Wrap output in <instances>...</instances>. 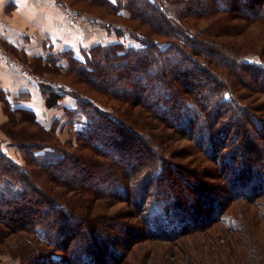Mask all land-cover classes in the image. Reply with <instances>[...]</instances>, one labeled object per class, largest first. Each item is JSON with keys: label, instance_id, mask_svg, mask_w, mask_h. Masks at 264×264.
I'll return each mask as SVG.
<instances>
[{"label": "trees", "instance_id": "obj_1", "mask_svg": "<svg viewBox=\"0 0 264 264\" xmlns=\"http://www.w3.org/2000/svg\"><path fill=\"white\" fill-rule=\"evenodd\" d=\"M88 1H99L98 3L103 4L102 6L106 9L110 7L112 9L110 12L116 16L123 14L122 11L125 9L127 14H131L129 19L138 20L141 26H145L141 21L146 20L147 34L141 35L131 30V35L138 41L139 46L136 48L129 47L127 52H120L121 45L119 43H98L87 49L88 54L83 51V60L71 54L67 58L71 61L72 66L77 67L75 72L81 78H86L94 84L96 82L89 78L90 75L92 73L95 77L101 75L105 68H110L116 77L120 76V80L132 82L129 88L124 87L126 93L125 90H121L122 87L118 89V86L110 83L115 82L114 77L109 78L108 81L101 78L99 84L96 85L107 92L113 100L121 102L119 101L121 99L124 102H133L132 105L144 109L148 113V117H138L137 115L136 121L131 120L134 125L131 122L129 124L125 121V123L117 113L109 112L98 106L91 97L76 89L68 88L66 90L65 82L59 83L57 86L51 77L56 75L55 67L61 69L60 67L64 66L55 65L56 59H53L52 62L51 58H48V64L52 66V69L43 68L48 70L49 75H51V77H45L49 84H42L45 106L47 108L59 107L61 112L63 109L64 112L67 111V114L78 116L82 119V126L81 129L75 130L73 133L77 141V147L74 149L77 153L76 156L66 151L62 154H54V158L47 160L42 157V154L36 153L43 147H40L42 144L26 142L28 140L26 138L19 139L21 132L18 136L16 132L29 123L36 128V132L34 134L31 132V134L39 136L38 131L46 134V137L44 135L45 140L42 142L48 144L50 142L47 141V137L55 130V124L46 128L34 110L23 105L13 106L8 99L4 98L2 105L5 114L8 116L5 124L9 125L8 128L4 127V134L6 139H10L7 142H12L14 147L23 145L33 149L27 151L29 153L27 154L28 158H25V163L21 165L13 161L0 148V206L4 205L6 208L0 210V225L4 224L8 228H12L10 229L12 232H9L8 235L14 234L13 231L23 229L37 240L34 243V240L30 238L29 244L22 242L19 248H13L16 250L12 252L13 255L20 259L18 264H137L132 258L122 260L126 251L124 248H129L130 244L136 243L135 241L139 240L140 242L141 238L174 241L178 237L192 233L197 234L203 229L207 231L209 227L214 226L217 237L226 236V231H228L230 236L237 239L242 231L239 228V221L249 220L252 224H264V196H262L264 194V112H258L259 110L251 104L249 106L242 104L240 94L236 95L235 93L238 84L244 82V80L239 81L241 78L240 75L239 77L237 75L239 70H251L249 76L252 79L255 76L252 74L253 72L259 74V79L264 80V53L262 51L260 53L245 51L242 45L239 47L232 46L228 49L223 48L215 42L205 39L204 35L206 34L203 36L200 34L202 38L193 39L192 34L176 24L174 22L176 18L173 19L175 12L181 14L182 17L190 14L203 17L212 15L214 11L223 14L222 16L228 19L229 16H232L229 13L237 10L236 12L243 18L242 20L247 22L248 20L254 22L260 20V24L264 26V7L261 8L264 6V0H231L229 3L228 0H118L115 6L110 0ZM150 17H154V19L151 20ZM185 23L188 22L185 21ZM224 25V22L221 24L218 21L216 27L219 26L222 29L229 27H222ZM165 27L168 30H165ZM260 28L263 29L262 26ZM170 29L176 31L173 32ZM117 30L120 31L121 29ZM200 32L205 31L203 29ZM194 44L209 55L201 50L197 52L198 49ZM216 51L220 54L218 55L220 59H216L214 62L211 55L217 54ZM226 51L235 55L238 52L249 53L246 56H252L254 59L245 61L242 60L243 57H229ZM160 52L166 58L165 66L162 65L161 71L154 72L151 68V66H155L153 54ZM175 53L179 55L180 59L170 60L167 57ZM193 53H198L202 59L198 60L217 69L223 78H228L226 73L236 78L232 81L231 86H228L229 90L220 91L222 89L219 87L221 81L216 80V77H212V81L208 79V76H211L214 71L209 66L201 64L193 56ZM210 53L213 54L210 55ZM129 56L131 57L129 58ZM121 58H124L123 61L120 60ZM226 61L227 63H225ZM184 62H192L195 69L199 71L195 73L196 76H191L192 80L199 81L202 79L200 85L204 82H213L207 91L200 90L201 88H197L198 86L195 87L194 84L196 83L191 81H187L181 88L172 86L171 82L174 78L183 80L181 75L185 72L184 70L189 72L186 67L182 71L179 70L183 67ZM37 63H39L37 60L32 63L35 67L34 71L40 72L37 69L39 65ZM69 65L67 67L71 66ZM170 74L173 75L172 78L169 76ZM161 76L166 79L164 80ZM262 87L264 93V83ZM66 94L68 97H74L71 99L76 101L77 108L70 109L69 106L62 103V98ZM20 98H25V93L20 94ZM234 112L236 115L235 122H231V126L230 124L228 126L227 121L231 114L234 115ZM18 117H20L19 120H17ZM55 118H52L48 123H51ZM55 121L56 119L53 122ZM109 121L114 123V127L109 126ZM151 121L156 126H152ZM249 123L253 124L259 138L256 140L258 148L254 151L252 145L246 143L245 138H243L245 132L249 131L245 127ZM140 124L149 128L160 129V133H148L149 137L154 140L163 134L162 128H159L158 125L172 130L173 134L180 133V135L188 137L205 159L214 161V166L220 170V177L218 178L223 182L224 175H228L227 170L235 165L236 171L231 176V181L229 180L220 191H216V188H208L204 182L202 185L197 182L194 184L185 182L186 184H183L178 179L176 184L173 176H177L178 168H182L181 165L174 162L173 157L165 156L159 146L157 148L150 146V139L147 134L136 131ZM115 127L119 128V131L113 136ZM229 127L235 130L230 139ZM14 129L16 132L13 133ZM236 134L241 136L237 141L235 139ZM133 136L140 139L146 147L148 143L150 146L147 147L149 154L140 152L138 156V151L131 152L129 145L125 143L130 141V138H134ZM2 140L4 139L0 138V143ZM153 144L155 143L153 142ZM233 146H236L237 149L232 150L231 147ZM34 150L36 151L33 152ZM245 151L253 156H244ZM237 152H241L239 155L243 158L241 161H238L237 156L235 159L232 158L233 153L236 154ZM133 155L136 157L133 158ZM146 157L148 159L144 160ZM79 162L82 163L80 168L73 169L74 165ZM106 162L112 163L113 166L110 169L105 167ZM87 163L90 168L97 167L96 173L86 170V166L83 164ZM28 164H32L39 171L43 168L44 170L41 171L44 172H49V169H52L59 173L58 170H61L60 176L56 175L55 177L57 183L59 185L63 183L72 191L79 192L82 189L81 192L85 194L84 202L88 195L94 201L104 199L125 202V205L129 207L127 210L130 213L129 217L132 215V220H135L138 226L132 225L134 228H130L129 225L121 224L124 226L122 231L131 237L125 238V242L119 247L108 240L109 235H114L112 232L111 234L100 224L99 228L96 226L99 218L112 219V215L106 217L99 214L95 215L88 209V211L79 212L80 214L69 213V215L79 219V221H72L67 219L68 216L65 215V210L67 211L65 203L51 198H47L45 202L50 208L39 211L34 206L35 203L42 202L36 199L40 188L33 178H37V174H35L36 170H31L32 168H29ZM118 169L121 172L117 171ZM66 170H73L75 173L69 175L65 173ZM96 175L111 179L106 184L103 181L97 183L90 180V177ZM180 176L184 177V175ZM49 178L52 180L51 177ZM237 199H246L251 202L256 200V211L250 218L242 214V206H238L236 209L233 207V211L238 213L236 216L232 214L231 210H228L230 203L237 201ZM30 202L34 203L30 204ZM49 202L52 204H47ZM17 213H21L18 217L20 219L31 214L36 220L17 221L15 219L14 225L3 221L5 214L14 217ZM107 225L109 224L104 222V226ZM205 234L209 241L208 244L206 240L203 241L200 244L202 247L194 250V253L183 245L177 246L179 250H176L172 243L173 249L170 248L168 253L172 260L168 261L165 258L166 262L168 264H203L201 258L203 254H206L205 249L208 246L214 247V233L208 230ZM5 235L4 231L0 234V248L8 245L6 241L9 239H5ZM119 240L124 241L120 238ZM225 240L227 241V239ZM241 242V246L246 249L248 247L246 239L242 238ZM250 251L246 250L245 252L249 253ZM219 252L220 250L214 248V256L218 255ZM215 258L219 259L218 261L215 260L218 264H223L219 257ZM151 260L153 262L160 261L155 255ZM164 260L158 264H164Z\"/></svg>", "mask_w": 264, "mask_h": 264}, {"label": "rangeland", "instance_id": "obj_2", "mask_svg": "<svg viewBox=\"0 0 264 264\" xmlns=\"http://www.w3.org/2000/svg\"><path fill=\"white\" fill-rule=\"evenodd\" d=\"M50 1L54 4L56 8L59 9L61 14L63 15L71 14V16L78 17L79 26L88 25L92 22H95L97 26H99L100 28H103L105 32H107L109 36L112 37L109 40L110 42H105L103 44L119 43L121 45V48H120L121 53L127 52L129 47L136 48L139 46L138 41L133 37V35H131V30H133L135 33H140L141 35L147 34L146 33L147 32L146 20L141 21L143 25L145 24V26H141L138 20L129 19V17L131 18V14H127L128 12L125 9H123L122 11L123 14H121L120 16H116V15H113L112 12H110L112 10L110 7H107L109 10L106 9L104 6H102L103 4L98 3L99 2L98 0H96L98 2H94V1L90 2L88 0H50ZM117 1L118 0H110L112 5L114 6L117 4ZM230 1L231 0H228V3ZM234 4L237 5V3L235 2ZM139 6L141 7V4ZM263 7L264 6H262L261 8L263 9ZM233 11L234 12L229 13L232 16H229L228 19L222 16L223 14L217 13L215 11L213 14L211 13L212 15L210 16L207 15L203 17H196L194 16V14H190V15H186V17H182L181 14H178L177 12H175V14H173V17H174L173 19L175 20L176 18V21L174 20L173 21L176 24H178L181 28L190 32L193 36V39H196V37L202 38L201 35L203 36V34H206L204 35L205 39L215 42L218 46H222L223 48L228 49V48H232V46L239 47L240 45H242L243 50L245 51L246 50L254 51V53L255 52L260 53L262 51L264 53V33H263L264 26L263 24H260L261 21L258 20L254 22V21L248 20L247 22L245 20H242L243 18H241V16L237 14L236 12L237 10H233ZM149 19L153 20L154 17H150ZM185 21L188 23H185ZM218 21L221 24L224 22L225 25L222 27H227V26L229 27L225 29H222L219 26L216 27ZM260 26H262L263 29L260 28ZM116 28L121 29V30L118 31ZM203 29L205 32L201 33L200 31ZM165 30H168V28L165 27ZM172 31L175 32L176 30H172ZM158 38H161V37H158ZM182 41H184V39H182ZM180 45L184 46L182 43H180ZM194 45L198 49L197 52L201 50L203 53L209 55L202 48L198 47L196 44ZM93 46L94 45L81 47L78 51L75 50L72 52L71 51L65 52L64 53L65 58L62 61L60 60L63 64H65L64 65L65 68L60 67L61 69H59L58 67H55L56 75H53L52 77L51 75H49L50 72L48 70L40 68L41 71L46 72L45 74H42V75L45 77L50 76L52 79L55 80L57 86H59V83L65 82L66 90L68 88H72V89H76L77 91L82 92L83 94L91 97L94 100V102L98 104V106L102 107L105 110H108L109 112L114 111L115 113H117V115H119L122 118L124 122L125 121L127 123L129 122V124L132 119L135 121L137 120L136 119L137 115L138 117H144V116L148 117L147 115L148 113L144 109L142 110L141 107L139 106L137 107L133 106L132 105L133 102H130L131 103L130 104L128 103L129 102L128 100H127L128 102H124V100H121V99L120 100L118 99L121 102L113 100L110 98V95L107 94V92H105L102 88H99V86L96 85V84H99V81L101 78H103L105 81H108L110 80L109 78L114 77L113 80L115 82H110V83H113L114 85H116V87L118 86L117 87L118 89L122 87L121 90H125V93H126V88L124 87L129 88L132 82H127L122 79L120 80V76L116 77L114 73L111 72L110 68H105L102 74L96 77L94 76L93 73L90 75L91 77L89 78L91 80H94L96 84H94V82L90 80H87L86 78H81L75 72V69L77 67L74 65L72 66L71 61L67 57L71 54L83 60L84 58L83 51H86L85 54L86 53L88 54L89 51L87 49ZM216 53L217 54H214V55H211L213 53H210L213 61L216 59L217 60L220 59V57H218V55H220L218 54V51H216ZM193 54H194L193 56H195L197 60L198 59L202 60L201 57L198 55V53H193ZM226 54L229 57H240V58L243 57L242 60H245V61L254 59V57L252 56L251 57L246 56V55H249V53H245V52H240V53L238 52L235 55L232 52L229 53L228 51H226ZM153 55L155 59V63H154L155 66L154 65L151 66V68H153L152 71L154 72L161 71L160 68H163V66H165L164 61L166 58L161 52L155 53ZM130 57L131 56H129V58ZM167 57L170 60L180 59L179 55H176V53L174 55L173 54L168 55ZM123 59L121 58L120 60L123 61ZM116 61L118 62V60ZM199 62H201V64H205L202 61H199ZM225 63H227V61ZM68 65L70 67H67ZM205 65L207 67L209 66L214 71V72L212 71L213 73L211 74V76H208V79L212 81L211 78L216 77L217 78L216 80L221 81L219 87L222 89H220V91L229 90L228 86H231L232 81L235 80L236 78L233 75L230 76L229 73H226L228 78L225 79L220 74V72H218L217 69H214L211 65H208V64H205ZM182 66L183 67L180 68L179 70L182 71V69L186 67L189 69V72L187 73V70H184L185 72L182 73L181 75L183 76L181 77L183 78V80L174 78L171 82L173 87L177 86L178 88H181V87H184L187 81H191V82L196 83L194 84L195 87L198 86L197 88L199 89L201 88L200 90L207 91V88H209V86L213 84V82H210V83L204 82L202 85H200V82L202 81V79H200L199 81L198 80L194 81L191 79V76H196L195 73L199 72L198 70L195 69V66L193 65L192 62L190 63L184 62ZM40 67L42 68L48 67L49 69H52L51 65L50 66L42 65ZM192 69H194V71H191ZM239 72L237 73L238 77L239 75L241 76L239 81L244 80V82H240L238 84V89H237L238 91L237 90L235 91L236 95L240 94L241 99H242V104H247L248 106L251 104L254 106V108H257L259 110L258 112L260 113L264 112V93L262 91L263 90L262 84L264 83V80L262 78L259 79L258 78L259 74H255L253 72L252 74H254L255 76H254V79H252L249 76V72H251V70L249 71L239 70ZM159 73H163V72H159ZM169 76H171V78L173 77L172 74H170ZM162 78L164 80L166 79L165 77H162ZM67 95L68 94H66L65 97H68ZM71 98H74V97L71 96ZM71 100L73 101V99ZM71 100L68 99L66 102H68L69 104H66V105L70 106V109L77 108L76 101L74 100L73 103L70 104ZM53 110H54V116H56L55 122H53L55 119L52 121L53 123L52 122L48 123L49 121H47L45 117L41 116L40 118L42 123L45 124L44 126L46 128H49L51 125L55 124V130L52 131L48 135L49 137H47L48 138L47 141L50 143L46 144L42 142V140H45L46 134H43L40 131H38L40 133L39 136H33L31 132L34 134V132H36L35 131L36 128L35 126L29 123H27L22 128H20V131L16 132V130L14 129V131L12 132L13 133L16 132L17 136L21 132L18 138L28 139L26 140V142L42 144L40 145V147L41 146L43 147H41V149H39V151L36 153L42 154V157L46 158L47 160L54 158V154H62L63 152H66V151L76 156L77 153L75 152L74 149L77 147V141L75 140L76 137H75V134L73 133L75 130L81 129L82 119L79 118L78 116L67 114V111L64 112L63 109H62V112L60 113L61 108L59 107H56ZM7 119H8V116L5 114L3 105H2L1 112H0V132L4 136L3 138L4 140H2V142L0 143V148L3 151H5L11 157L13 161L18 162L19 164L22 165L23 163H25V158H28L27 154L29 153L27 151L28 150L30 151L32 148L23 146V145L14 147L12 145V142L10 143L7 142L8 140L10 141V139L5 138V134H4V127L5 128L9 127V125L5 124ZM19 119L20 117L17 118V120ZM24 119H25V116H24ZM234 119H236L235 112H234V115L233 114L230 115L229 120L227 121L228 126L231 122H235ZM67 123H70V124H67ZM108 124L109 126L114 127L113 122L109 121ZM151 124L152 126H156L155 123H153L152 121H151ZM158 126L159 128H162L163 134L156 137L157 138L156 140L150 138L148 133H151V134H153L154 132L160 133L161 132L160 129L149 128L145 125L140 124L139 128L136 129V131L138 132L141 131L145 135L147 134V137L150 139L149 140L150 146H155V148L159 146V148L162 150L165 156L168 155V157L170 158L173 157L174 162H177L181 165L182 168H178L177 176L175 175H174L175 177L173 176V180L176 182V184H177L176 180L178 179H179V182H182L183 184L185 182H190L191 184L192 183L194 184L195 182H197L199 185H202V183L204 182L206 183L208 188L209 187L211 189L216 188V191L217 190L220 191L221 189L224 188V186H226V183L229 182V180L231 181V176L234 175L236 171L235 165H233V168L231 169L229 168L227 170L228 175L227 174L224 175V182H223L222 180H220V178H218L220 177V170L214 166V161L210 159L208 160L205 159L203 154H201L199 150L198 151L196 150V147L192 144V141L188 137L184 135L182 136L180 135V133L173 134L172 130L166 127H162L161 125H158ZM245 127L246 129L250 131V133L249 131L245 132V135L243 138H245L246 143H249L252 145V150L254 151L255 149L258 148L256 140L259 138L256 135V131L253 128L252 123H249ZM228 130L230 132V135H229V139H230L231 138L230 136L234 134L235 130L234 128L232 130L231 127H229ZM118 131H119V128H116L113 136H115L118 133ZM133 137L134 138H130V141H126V143L124 142L125 144L129 145L128 147L130 148L131 152L138 151V156L140 152H143V154H149L150 152L147 150V147H150V146L148 145L147 141L145 140L147 143V147L145 144H144L145 145L144 147L143 142H141L140 139L136 138V136H133ZM239 137H241L240 134H236V138H235L236 141L238 140ZM153 142L156 145L155 144L152 145ZM231 148L232 150L237 149L236 146H233ZM35 151L36 150H34L33 152ZM240 153L239 152H237L236 154L233 153L234 155L232 158L235 159L237 156L238 161L239 160L241 161L243 158L239 156ZM250 155L251 154L248 151L244 152V156H250ZM114 156H117V154H114ZM133 156H134L133 158L136 157V155H133ZM145 159H148V158L146 157L144 158V160ZM81 164L82 163L79 162L78 164L74 165L75 167H73V169H76L77 167L80 168ZM102 164L105 165V163H102ZM106 164L107 165H105V167L109 169L113 166V164L112 163L110 164L109 162H106ZM28 166L29 168H32L31 170L35 169L36 170L35 174H37V178H33L35 183H37L38 187L40 188L39 190L40 192L39 194H37L36 199L42 202H40L39 204L35 203L34 206L38 208L39 211L45 210L46 208H50V206H47L45 203L47 198L63 201L67 208V211L65 210V215L68 216L67 219L72 220V221H79V219L74 216L69 215V213L73 212L75 214L77 213L80 214L79 212L88 211V209L95 215L99 214L104 217H106L107 215H112L113 216L112 219L99 218L96 222L97 228H99V224H100L102 228H105L106 230H109L110 233L112 232L114 234V235L108 236V240L110 241V243L121 247L122 246L121 244L125 242V238L128 239L129 237H131V235L124 233L122 231L124 226H122L121 224L129 225L130 228H134L132 227V225L136 226L137 224L135 220H132L133 218L132 215L129 217L130 213L127 211L129 207L125 205V202L109 201V200H104V199H97L94 201L90 195L86 196L88 201L86 199L84 202L83 198H85L84 197L85 194L81 192L82 189L79 192L72 191L69 187H66L63 183H60V185L57 183L58 181L56 180L55 177L56 175L60 176L59 173L62 172L61 170H58L59 173H57V171H54L52 169H49L50 170L49 172H44V171H41V170H44L43 168L39 171L34 166H32V164H28ZM83 166H86V170L91 173H96L97 171V167L90 168L88 163L83 164ZM60 167L62 168L63 166H60ZM117 171L121 172L119 169ZM229 172H230V175H229ZM65 173L70 175L75 172H73V170L71 171L66 170ZM190 173L192 175H188ZM180 175H184V177H181ZM96 176L90 177V180H94V182H97V183L103 181L106 184L111 179L110 177L106 178V177H101L100 175H96ZM49 177H51L52 180ZM102 186L104 185L102 184ZM183 193L186 194V192H183ZM262 196H264V194ZM255 201L256 200H253L251 202L246 199H237V201L230 203V207H228V210H231L232 214L236 216L238 215V213H235L233 211V207L234 209H236V207L242 206L243 207L241 209L242 214L250 218L256 211L255 204L257 202ZM32 203L34 202H30V204ZM47 204H52V203L49 202ZM4 209H6L4 208V205L0 206V210H4ZM21 213H17V215L14 217L5 214V217H3L4 218L3 221H6L14 225L15 219H17V221L31 220V219L36 220L35 217L33 218L31 214H30L31 216L27 215L25 218L20 219L18 217L21 215ZM104 222H107L109 225L104 226ZM239 228L242 229L239 238L237 239L233 238L232 236H230V232L226 231V236L221 235V237H223V239H221V237L220 238L217 237L218 235L216 233L214 226L209 227L208 230L214 233V239H213L214 247L208 246L209 249L208 248L205 249L206 254L205 255L203 254L201 258L203 264H218L215 260L218 261L219 259L215 257H219L223 264H264V224H257V225L255 223L252 224L251 222H249V220L239 221ZM10 229L12 228H8V226H5L4 224L0 225V231H1L0 234H2V231H4L6 233L5 239L7 240L9 239L8 241H6V244L8 245L5 247L1 246L0 248V264H18L20 259L15 258V256L13 255L12 252L16 251L13 248L15 247L19 248L22 242L29 244L30 238L34 240V243L37 241L36 239L33 238L32 234L26 233L25 231H23V229L13 231L15 232L14 234L8 235L9 232H12L10 231ZM207 231H204L203 229V231L200 233L197 232V234L192 233L194 235L188 234L184 237H178L174 241L163 240V239L160 240V239H148V238L142 239L141 238L140 242L139 240L135 241L136 243H134L133 245L130 244L129 248L127 249L126 247L124 248V251L125 250L126 251L124 253V258L122 261H124L125 259L128 260L130 258L135 260L137 264H151V263L158 264L159 262L163 261L165 258H167L168 261H171L172 260L170 258L171 256L168 255L169 249L170 248L173 249L174 247L176 250H179L177 249V246H180V245L185 246V248H187L189 251L194 253V250H197L200 247H202V245L200 244L203 243V241L206 240L208 244L209 241L206 238V234H205L207 233ZM119 238L124 241L121 242ZM224 238L227 239V241ZM242 238L246 239L247 241L248 247L246 249L241 246ZM172 243L174 244L173 247H171ZM214 248H216L217 250H220L219 254L216 256H214L213 254ZM246 250L247 251L251 250V251L247 253L245 252ZM154 255L158 257V259L160 260L159 262H153L151 260V258ZM163 263L168 264L166 262V259L164 260Z\"/></svg>", "mask_w": 264, "mask_h": 264}, {"label": "crops", "instance_id": "obj_3", "mask_svg": "<svg viewBox=\"0 0 264 264\" xmlns=\"http://www.w3.org/2000/svg\"><path fill=\"white\" fill-rule=\"evenodd\" d=\"M111 38L95 22L73 26L50 0H0V112L6 98L13 106L23 105L50 121L56 116L54 108L44 103L42 84L49 82L40 66L49 65L48 58L64 66L65 52ZM34 60L39 61L40 72L34 71ZM22 93L25 98H20ZM68 99L64 96L62 103L69 104ZM0 138H4L1 132Z\"/></svg>", "mask_w": 264, "mask_h": 264}, {"label": "built area", "instance_id": "obj_4", "mask_svg": "<svg viewBox=\"0 0 264 264\" xmlns=\"http://www.w3.org/2000/svg\"><path fill=\"white\" fill-rule=\"evenodd\" d=\"M64 17L74 26H79V19L76 16H71V14H64Z\"/></svg>", "mask_w": 264, "mask_h": 264}, {"label": "bare ground", "instance_id": "obj_5", "mask_svg": "<svg viewBox=\"0 0 264 264\" xmlns=\"http://www.w3.org/2000/svg\"><path fill=\"white\" fill-rule=\"evenodd\" d=\"M71 123H72V121H71ZM67 124H70V123H67Z\"/></svg>", "mask_w": 264, "mask_h": 264}]
</instances>
